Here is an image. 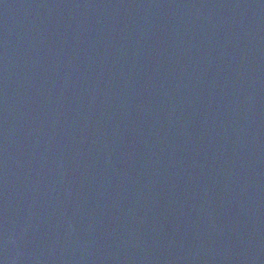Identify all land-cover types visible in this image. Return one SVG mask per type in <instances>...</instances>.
I'll list each match as a JSON object with an SVG mask.
<instances>
[{
  "label": "water",
  "instance_id": "95a60500",
  "mask_svg": "<svg viewBox=\"0 0 264 264\" xmlns=\"http://www.w3.org/2000/svg\"><path fill=\"white\" fill-rule=\"evenodd\" d=\"M0 264H264V0H0Z\"/></svg>",
  "mask_w": 264,
  "mask_h": 264
}]
</instances>
